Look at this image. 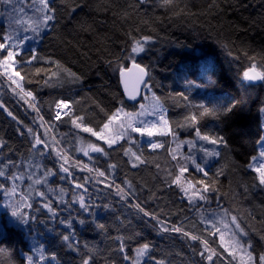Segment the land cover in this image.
<instances>
[{
    "label": "snow or ice",
    "instance_id": "6c2138e0",
    "mask_svg": "<svg viewBox=\"0 0 264 264\" xmlns=\"http://www.w3.org/2000/svg\"><path fill=\"white\" fill-rule=\"evenodd\" d=\"M59 3L61 8L65 6V0H59ZM16 4L17 0H0V15L6 16L9 22L8 28L0 34V88H3L6 83L7 88L4 90V94H7L10 89L14 96L27 104L28 108L35 113L31 124L25 123L7 108L0 96V109L6 112L7 116L15 123L17 136L21 137L35 131L37 146L43 148L44 134L47 128L53 127L52 122L55 127H60L67 121L65 126L70 125L72 129L89 134L87 138L100 146L102 157L111 161L109 153L121 146L129 145V142L121 139L118 144L112 143L109 146L105 144L103 138L98 139L91 133H102V129L106 125H110L111 121L118 119L120 114L127 113L135 115V125L143 131L154 130V128L163 125L166 128L167 136L172 135L176 142L175 148H167L170 156H174V168L167 171L168 179L165 182L168 186L167 189L174 191L182 203L186 199L187 207L198 211L201 214V219L195 220L185 216L179 224L169 223L167 218H163L139 202H133V200H137L134 195H130L133 192V183L126 174L119 184L116 183V176L120 173V168L114 163H108L107 169H100L98 176L92 180L87 174L82 178H73L70 182L66 181L64 177H60L58 185L61 194L59 195L56 193L58 174L52 175L53 179L46 192L39 191L33 194L25 192L24 186L13 183L9 179L11 173H5L0 175V192L3 193V197L0 199L3 200L5 210L4 214L0 215V255L5 257L2 264H62L56 251H51L45 243L36 239L35 233H39L42 237L45 236V232H41L38 225H43L47 233L53 234L46 237L52 247H62L76 253L80 257L79 264H97V260L101 258L100 249L95 243L90 244L88 241H84L81 245L79 233L75 231L77 223L86 228L91 227L116 245L112 251L118 257L117 264H170L163 255H156L153 242L145 239L143 233L132 226L131 219L122 218V214H116L119 210L115 207L113 199L109 198L113 193L122 205L131 207L136 216L145 219L146 222L151 221L153 231L161 234H180L191 249L192 257H199L198 260L190 258V264H264V248L257 251L250 238L247 245L241 239V236L246 237L249 233L241 225L238 212L230 215V210L220 207L219 203H217V208L203 211L197 203V201H202L205 206H210L212 200L207 193L216 194L218 200L224 198L223 182L219 177L228 179L232 167L227 164L221 166L209 178V173L205 170L208 163L207 158L219 157L224 160L225 157L231 156L235 152L232 137L225 135L224 131L231 128L238 120L241 123L246 122L247 116L244 113L247 110V113L251 115L253 108L256 110L257 132L254 140L243 141V143H251L253 149L245 161V166L251 176L253 186L264 188V95L253 99L249 89L254 88L255 85L244 83V81L264 82V62L258 64L254 62V57L249 58L246 70H242V79H239V84L244 89L243 94L237 90L234 95L227 97L211 95L210 100L197 102H194L184 91L177 92L171 97L183 102V107L186 110L184 121H176L175 126L177 128L187 127L191 134L200 141L208 145L220 146L219 150L215 147L201 146L198 150L203 153L202 163V160L198 162L193 155L196 140H180L172 131V125H170L164 110V103L168 97L164 95L162 83L157 78L158 72L165 71L167 66L158 68L159 49H155L153 43L154 30L145 31L148 28L149 20L153 18L148 17L147 20H144L140 12L141 9L146 12L149 5L153 8H164L167 11L174 6L173 0H130L128 10L122 12L123 19L127 21L129 15L135 13L138 18L142 19L144 27L129 28L124 33L126 37L124 53L116 57L115 60L108 61V66L112 74L116 76L118 86H122V91L110 94L108 103L94 100L87 107L74 97L61 95L45 100L40 97L39 92L34 94L33 90H28V86L34 83L41 88L54 89L57 84L62 87L65 79H69L72 83L79 82L81 86L83 81L70 68L64 66L59 59L39 56L35 49L29 55L22 54L25 42L30 37L27 34L22 36L21 31L40 35L42 27L48 26L52 22L57 24L56 0H32L31 4L27 5L32 8L34 13H40L39 21L27 15L14 16L13 12L24 11L23 8H17ZM9 5L12 7L9 8ZM82 7V5H72L68 11L70 15H74ZM146 46L154 49L156 56L149 63L142 64L138 62L139 54L146 51ZM176 46L184 49L191 47L189 44L179 42ZM220 46L227 47L223 44ZM38 59L53 67L35 68L34 73L27 71ZM130 70L132 71L130 72ZM223 72V66L219 63L214 52L209 50L186 57V62L182 63L173 75L181 80L186 88H202L211 93L223 80ZM41 73L44 75L41 76ZM126 81L138 85L134 88V95H130L126 90ZM45 105H47V109H45ZM58 105L66 107H58ZM148 117H156V120H150ZM209 117L224 124L225 129L217 131L215 134L203 132L201 123ZM37 129L39 130L37 131ZM40 129H43L42 133ZM132 135L135 140V138L142 137V132L136 131ZM241 135L243 136V133ZM8 139V137L0 136V145L7 147ZM138 142L139 149H135L131 145L125 149L137 152V159L140 158L139 152H142L144 147V142L141 139ZM153 144H156L157 147L154 148ZM184 144L188 146L187 154L180 152V147ZM147 147L156 150L165 149L166 146L160 142L151 141ZM173 149H178L179 159L177 154L172 152ZM125 158L127 161V156ZM129 165L131 170L138 167L133 163H129ZM190 167L196 174L202 173L203 177L191 176L190 178ZM181 173L183 183L189 184L195 195L187 192L181 186V180L177 179ZM253 173L255 175H252ZM109 176H112V179H109ZM73 183H75L74 188L72 187ZM101 184L105 185L102 189L99 187ZM89 185L92 191L89 190ZM173 185H175V189H172ZM18 189H20V199L15 198ZM105 191L107 195H104ZM244 191H248L247 184L244 185ZM157 194L152 193V197L155 198ZM93 195L100 199V204L95 203ZM38 198L42 203L37 202ZM100 207L114 215L112 224L98 222L93 209ZM261 207H264V204ZM233 211L232 209L231 213ZM248 215L251 216L250 213ZM209 217L211 219H208ZM49 222H51V226H49ZM190 223L191 227H189ZM58 225H63V230H58ZM248 227L255 229L252 224H249ZM113 230L117 233L115 236L110 235ZM237 232L240 233V236L237 235ZM222 233H225L226 236ZM259 234L261 240H264V227H261ZM209 237L211 238L209 239ZM216 237L219 238L218 244H216ZM229 240L231 241L230 245L228 244ZM221 249L223 252H227L230 258H225ZM133 252L134 255H132ZM105 259L110 260L111 257H105Z\"/></svg>",
    "mask_w": 264,
    "mask_h": 264
},
{
    "label": "trees",
    "instance_id": "16d2710c",
    "mask_svg": "<svg viewBox=\"0 0 264 264\" xmlns=\"http://www.w3.org/2000/svg\"><path fill=\"white\" fill-rule=\"evenodd\" d=\"M31 2L32 0H17L16 7L23 8L24 11L13 12V15H27L39 21L41 15L34 13L32 8L27 6ZM129 2L130 0H65V6L61 8L59 0H56L57 24L52 22L40 29V35H35L37 44L34 49L39 56L62 61L64 66L70 68L81 78L83 85L65 79L62 87L57 84L54 89L41 88L34 83L28 86V90H33L34 94L39 92L40 97L45 100L61 95L74 97L85 107L94 100L108 103L110 94L122 91L121 86L117 84L116 76L112 74L108 66V61L115 60L116 57L124 53L126 39L124 33L131 27L143 28L142 19L147 20L148 17H152L153 19L149 20L148 28L145 31L154 30L153 43L155 49H159L158 68L167 66L165 71L157 74V78L163 86V93L168 97L164 103L166 116L172 125V131L180 140H196L193 155L200 162L203 159V153L198 150L201 146L215 147L217 150L220 149V146H212L200 141L191 134L187 127L177 128L175 122L184 121L186 110L183 107V102L171 97L177 92L184 91L194 102H197L210 100L211 95L226 97L234 95L237 90L243 94L244 89L241 88L239 79H242V70H246L249 58L254 57V62L258 64L264 62V0H173L174 6L167 11L164 8H153L149 5L146 12L144 9L140 10L142 19L138 18L135 13H131L128 20L125 21L122 12L128 10ZM72 5H82L83 7L77 10L76 14L70 15L68 9ZM8 26V18L0 15V34ZM25 34L28 33L21 31L22 36ZM32 34L30 32V35ZM178 42L189 44L191 47L189 49L179 48L176 46ZM221 44L227 47H221ZM209 50L214 52L219 63L223 66V80L211 93L202 88H186L173 73L182 63L186 62V57ZM31 51V49H27L22 54L29 55ZM155 56V50L146 46V51L139 55L138 62L147 64ZM45 67L53 66L46 65L38 59L27 71L34 73L35 68ZM43 75L41 73V76ZM244 83L255 85L254 88L249 89L253 99L264 95V82L244 81ZM6 88L7 84L4 83L3 88H0V96L7 108L12 110L19 120L31 124L35 113L28 108L27 104L14 96L10 89L7 94H4ZM45 109H47V105H45ZM244 115L247 116L246 122L241 123L238 120L231 128L224 131L225 135L232 137L235 152L231 156L225 157L224 160L219 157L207 158L208 163L205 170L209 173V178L221 166L227 164L232 167L228 179L219 177L223 182L224 198L218 200L216 194L207 193L212 200L211 205L205 206L202 201H197V203L203 211H211V209L217 208V203H219L220 207L230 210V215L238 212L241 225L249 233L246 237L241 236V239L247 245L250 238L256 250L259 251L264 248V240H261L259 234L261 227H264V207H261L264 204V188L252 184L245 161L253 149L251 143H243V141L255 139L257 132L255 108L252 109L251 115L247 113V110ZM67 123V121L64 122L65 125ZM52 124L53 127L47 128L44 134V147L40 148L37 146L35 131L18 137L15 123L7 116L6 112L0 109V136L9 138L7 147L0 145V157H3L0 159V175L11 173L9 179L19 182L27 192V187L33 188V183L37 178L32 176L36 169V176L47 174V186H50L52 175L58 174L57 189L60 191L58 185L60 177H64L66 181L70 182L73 178H82L87 174L92 180L98 176L100 169H107L108 163H114L120 168V173L116 176V183L119 184L125 174L133 183V192L130 195H134L138 200H133V202H139L163 218H167L169 223L179 224L185 216L195 220L201 219V214L198 211L187 207L186 199L182 203L179 196L174 191L168 190V186L165 184L168 179L167 171L174 168V156H170L167 149L176 147L172 135H156L155 140L165 145V149L152 150L144 145L143 151L139 152V159H137V152L125 150L129 145L139 149V138H135L134 141L123 138L129 142V145L112 150L109 153L111 161H108L102 157L100 150L93 156L89 153V157L81 154L79 143L80 141H90L87 138L89 134L72 129L70 125L55 127L54 122ZM201 129L203 132L215 134L217 131L224 130L225 125L209 117L201 123ZM40 132L42 133L43 129H40ZM91 134L94 135V133ZM172 152L177 154L178 159L180 158L178 149H173ZM180 152L188 153L187 144L180 147ZM125 156H127V161ZM38 160L39 163L36 162ZM78 162L85 166H81ZM201 162L203 163V160ZM129 163L136 164L138 167L131 170ZM189 176L190 178L191 176L201 178L203 174H196L190 167ZM109 179H112V176H109ZM177 179L181 180V186L187 192L193 193L191 186L183 183L182 173ZM245 184L248 185L247 192L244 191ZM47 186L43 187V190L47 191ZM72 187H75V183L72 184ZM99 187L102 189L105 185L101 184ZM172 189H175V185L172 186ZM89 190L92 191L90 185ZM112 191H115L114 188ZM154 192L158 193L155 198L152 197ZM56 193L61 194L60 192ZM104 195H107L106 191ZM0 197H3L2 192H0ZM18 197L20 198V196ZM109 198L113 199L115 207L119 210L116 214H122V218L131 219L132 226L141 231L145 239L153 242L157 256L163 255L170 264H190V258L199 259L198 256L192 257L191 249L180 234H161L153 231L151 221L146 222L145 219L136 216L133 209L122 205L114 193ZM93 199L96 204L101 203L95 195H93ZM37 202L42 203L40 199ZM2 203L3 200L0 199V215H3L5 211L4 208L2 209ZM232 209L234 211L231 213ZM93 211L98 222L112 224L115 218L111 212L105 211L102 207L94 208ZM249 213L251 216L248 215ZM249 224H252L255 229L249 228ZM49 226H51V222H49ZM191 226L190 223L189 227ZM38 228L41 232H45V236L42 237L39 233H35L36 239L45 243L51 251H56L62 264H79L80 257L76 253L62 247H52L46 237L53 234L47 233L43 225H38ZM58 230H63V225H58ZM75 231L79 233L81 245L84 241H88L90 244L95 243L98 246L101 258L97 260V264H117L118 257L112 251L116 245L111 240L91 227L86 228L78 223L75 225ZM116 234L114 230L110 233L111 236ZM222 235L226 236L225 233ZM215 239L218 244L219 238ZM228 244H231L230 240ZM221 251L223 252L222 249ZM223 256L230 258L227 252H223ZM105 257H111V259L106 260ZM4 259L5 257L0 255V264Z\"/></svg>",
    "mask_w": 264,
    "mask_h": 264
},
{
    "label": "rangeland",
    "instance_id": "374dc122",
    "mask_svg": "<svg viewBox=\"0 0 264 264\" xmlns=\"http://www.w3.org/2000/svg\"><path fill=\"white\" fill-rule=\"evenodd\" d=\"M27 35L30 37V39L25 42V46H24L23 51H25L27 49L33 50L37 44L36 36L34 34L30 35V32H28ZM16 75H18V74H16ZM164 110H165V108H164ZM165 113H166V110H165ZM148 119L156 120V117H148ZM135 122H136V117L134 114H132V113L120 114L118 119L111 121L110 125H106L105 128L102 129V133H94V135L98 139L103 138L105 141V144L110 146L112 143H119V141L123 138H127L130 141H134L132 134L136 131H141L142 137H140L139 139H141L144 142V145L147 146L149 143H151V141L158 142L154 138L156 135L167 134L166 128L163 125H161L160 127L154 128V130L143 131L141 128H139L135 125ZM157 123H159V121H157ZM149 137H151V138H149ZM92 147H96L97 151L99 152L100 147L96 146L95 144H93L90 141H80V143H79V149L81 151V154H83L85 157H89V152H90V149ZM153 147L155 148V147H157V145L153 144ZM36 162L39 163V160ZM38 167H39V165L37 164V168ZM36 173H37V169L32 174V176H34V178L37 177L33 183V188H35V190H33V188H31L29 186V187H27V192H32L33 194H35L36 192H39V191L46 192L45 190H43L44 189L43 187L48 185L47 174L36 176ZM37 181H39V183H37ZM12 182L15 184L21 185L19 182H14V181H12ZM37 187H38V189H36ZM48 187L49 186H47V188ZM56 192H60L59 189H57V186H56ZM18 196H20V189L17 190V196L15 198L20 199ZM5 199H8V197H5ZM3 208H4V205L2 203V209ZM237 235L240 236V233L237 232Z\"/></svg>",
    "mask_w": 264,
    "mask_h": 264
},
{
    "label": "water",
    "instance_id": "95a60500",
    "mask_svg": "<svg viewBox=\"0 0 264 264\" xmlns=\"http://www.w3.org/2000/svg\"><path fill=\"white\" fill-rule=\"evenodd\" d=\"M130 66V65H129ZM132 70H130V72H131ZM127 75V74H126ZM253 82H259V81H253ZM135 87H138V85H133V84H131L130 82H125V88H126V90L129 92V94L130 95H134V88ZM121 88H122V86H121ZM96 152H97V149H96V147H92L91 149H90V155L91 156H93V155H95L96 154Z\"/></svg>",
    "mask_w": 264,
    "mask_h": 264
},
{
    "label": "built area",
    "instance_id": "2783aa9c",
    "mask_svg": "<svg viewBox=\"0 0 264 264\" xmlns=\"http://www.w3.org/2000/svg\"><path fill=\"white\" fill-rule=\"evenodd\" d=\"M58 107H66V106H64V105H58ZM79 163V162H78ZM81 166H85V165H83V164H81V163H79Z\"/></svg>",
    "mask_w": 264,
    "mask_h": 264
}]
</instances>
